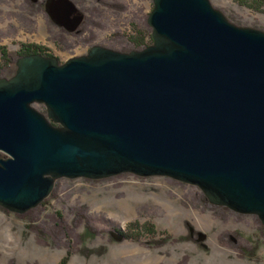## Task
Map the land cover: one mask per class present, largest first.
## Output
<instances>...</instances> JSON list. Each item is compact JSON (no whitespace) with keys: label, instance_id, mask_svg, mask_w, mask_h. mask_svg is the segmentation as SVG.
<instances>
[{"label":"water","instance_id":"1","mask_svg":"<svg viewBox=\"0 0 264 264\" xmlns=\"http://www.w3.org/2000/svg\"><path fill=\"white\" fill-rule=\"evenodd\" d=\"M153 2L143 49L22 55L0 77V206L21 214L59 178L132 173L264 224V31L211 0Z\"/></svg>","mask_w":264,"mask_h":264},{"label":"rangeland","instance_id":"2","mask_svg":"<svg viewBox=\"0 0 264 264\" xmlns=\"http://www.w3.org/2000/svg\"><path fill=\"white\" fill-rule=\"evenodd\" d=\"M211 2L234 24L264 31V9ZM153 7V0H0V46L10 60L0 52L3 77L16 74L23 44L43 47L60 63L95 45L143 49L153 43ZM57 212L68 229L58 228L54 242L34 226L49 231ZM23 214L0 206V264H61L67 255L66 264H264V224L256 215L211 204L199 187L167 176L59 178L46 202Z\"/></svg>","mask_w":264,"mask_h":264},{"label":"trees","instance_id":"3","mask_svg":"<svg viewBox=\"0 0 264 264\" xmlns=\"http://www.w3.org/2000/svg\"><path fill=\"white\" fill-rule=\"evenodd\" d=\"M246 5H248L249 7L255 9V10H260V9H264V0H242ZM144 39H141L139 41H136L135 43L137 44V47L140 48L141 46H143L144 44ZM147 45H145L146 47ZM0 52H1V56L3 61L8 65L10 63V60H6L8 59V51H7V47L6 46H0ZM44 54L47 56H52L49 53H45L43 47L36 45V44H23V48H22V55H30V54ZM0 77H3V72H2V68L0 69ZM47 199V198H46ZM46 199L41 202L40 204H44L46 202ZM39 204V205H40ZM33 210H35V208L30 209L28 212H26V214H23L22 216H25L27 214H29L30 212H32ZM49 219H51L52 224H51V229L49 231H45V228L43 227V225H38V226H34V229H36L38 232H42L45 236L48 235L50 236V238H52V240L55 242H58V228H61L62 230H66L68 229V227L66 226V224H58V212L56 213V217L55 216H49ZM63 220H61V223ZM153 228H150L148 230L152 231ZM118 232H120L124 238H129V237H134L133 234L131 233H124L122 230H118ZM121 235V236H122ZM68 255L63 259V261L61 262V264H66L67 260H68Z\"/></svg>","mask_w":264,"mask_h":264}]
</instances>
